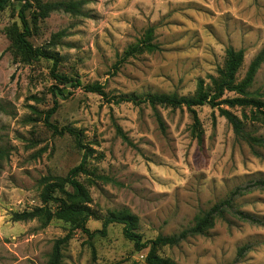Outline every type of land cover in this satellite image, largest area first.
Instances as JSON below:
<instances>
[{
  "label": "rangeland",
  "instance_id": "rangeland-1",
  "mask_svg": "<svg viewBox=\"0 0 264 264\" xmlns=\"http://www.w3.org/2000/svg\"><path fill=\"white\" fill-rule=\"evenodd\" d=\"M28 1V39L56 52V71L82 85L57 81L52 59L26 63L14 56L6 29L22 28L25 1H11L0 12V146L6 152L0 159V264H46L54 241L70 232L62 264H141L146 250L135 249L123 224L99 232L110 212L136 215L144 240L171 235L193 226L235 189L264 179V148L237 138L216 107H196L203 130L198 142L186 107L158 106L163 131L148 102H115L129 95L191 96L200 79L210 83L224 66L229 46L244 51L236 76L241 81L264 47V0H84L80 12L55 10L47 16ZM150 28L156 45L151 50L143 43ZM59 31L64 35L53 39ZM136 45L142 49L128 53ZM96 82L106 95L83 87ZM52 86L71 95L54 96ZM248 90L264 101V62ZM54 106L49 121L59 130L77 129L82 146L74 135L46 124ZM232 111L253 134L264 136V123L249 108ZM86 151L88 173L79 179L90 192L94 216L87 226L98 230L94 236L72 232L61 219L46 226L37 219H13L14 212L41 204L45 177L65 176ZM239 210L262 223L242 219ZM243 246L248 248L240 251ZM161 254L177 264H264V188L241 191L204 234L164 247Z\"/></svg>",
  "mask_w": 264,
  "mask_h": 264
},
{
  "label": "trees",
  "instance_id": "trees-1",
  "mask_svg": "<svg viewBox=\"0 0 264 264\" xmlns=\"http://www.w3.org/2000/svg\"><path fill=\"white\" fill-rule=\"evenodd\" d=\"M11 1L14 0H0V12L3 11ZM24 1L22 9L19 12L22 28L19 29L17 26H10L6 29V34L11 41L9 49L12 50L16 58L26 63H29L32 60H37L41 57L52 59L54 61L52 74L57 81L63 84H70L73 87L81 86L82 83L79 79L70 78L56 71L55 68L59 62V56L56 52H52L46 47L34 46L30 42L28 36L31 34V24L25 15V10L31 6V3L28 0ZM34 1H36V4L40 8V13L43 16H47L51 11L55 10L77 13L80 12V8L85 2L84 0H72L47 2L42 4L39 0ZM62 35H64V31H59L53 35V39H59ZM151 35L152 30L150 28L148 30L146 40L143 42L144 46L150 50L156 47V45L152 44L150 41ZM141 49V45L132 46L128 50V53L134 54ZM243 60L244 51L242 49H235L234 47L229 46L226 49L224 66L218 68L216 76H210V83H206L203 79H200L196 92L191 96L158 93L147 94L143 97L129 95L116 98L115 102L119 103L128 101L134 104L148 102L154 110L159 127L163 131L166 129L165 123L158 111V106L163 105L174 108L186 107L192 113L193 123L191 126V132L198 142L203 141V130L196 107L209 104L214 108L216 107L219 110L220 115L224 116L232 125L237 138L244 140L251 147L257 146L264 148V136L253 134L246 128L247 124L243 118L239 117L232 111V109L236 107H240L242 110L249 108L252 113V117L255 120H259L264 123V101L258 97L252 96V93L248 90L252 84L255 74L264 62V47L251 60L245 77L241 81H237V72L243 63ZM83 87L88 91L106 95L103 85L98 82L87 84ZM51 91L54 96H61L63 98L71 95V92H67L66 94L65 90L58 86H52ZM226 92H231L234 95L224 97ZM54 109L55 106L49 111L45 121L46 124L53 127L54 130L59 133L67 131L68 133L74 135L78 145L82 146L83 144L80 140L81 133L77 129L73 127H65L59 130L57 126L53 125L49 121V117ZM244 116L246 117L247 114L244 113ZM117 130L125 139H128L119 125H117ZM84 148L88 149L85 146ZM5 154V150L0 146V159L3 158ZM87 155L88 152L86 151L82 162L79 165L72 167L65 176L45 177L44 186L40 194L41 204L30 209L14 212L13 219L17 221L37 219L42 226L48 225L54 219H61L71 224L72 232L79 229L88 236H94L98 230L91 231L87 226L89 219L94 216V212L89 205L91 202L90 192L87 186L79 179L80 175L88 173L86 165ZM68 187H71V189ZM255 187L264 188V179L256 180L246 186V188L235 189L229 198L216 203L210 209L204 211L202 215L197 218L193 226L183 229L175 234H160L155 238L144 240L142 235L137 231L139 223L138 217L126 211L110 212L103 220V228L99 230V232L105 235L109 224L121 223L123 224L124 236L134 243L135 249L139 252L146 250L143 263L141 264H177L173 259L163 256L161 254V250L164 247L178 245L189 236L204 234L207 229L213 226L216 217L224 216V212L228 208L232 207L235 196L240 194L243 190H250V188ZM236 213L239 217L244 220H248L251 223H262L260 219L240 210ZM70 237L71 232L63 237L57 238L54 241L46 264H62L63 248ZM247 248V246H243L240 251H244Z\"/></svg>",
  "mask_w": 264,
  "mask_h": 264
}]
</instances>
